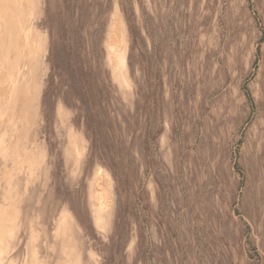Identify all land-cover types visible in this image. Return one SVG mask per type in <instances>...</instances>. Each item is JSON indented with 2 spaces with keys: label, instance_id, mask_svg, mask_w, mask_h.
Returning a JSON list of instances; mask_svg holds the SVG:
<instances>
[{
  "label": "rangeland",
  "instance_id": "rangeland-1",
  "mask_svg": "<svg viewBox=\"0 0 264 264\" xmlns=\"http://www.w3.org/2000/svg\"><path fill=\"white\" fill-rule=\"evenodd\" d=\"M0 264H264V0H0Z\"/></svg>",
  "mask_w": 264,
  "mask_h": 264
},
{
  "label": "bare ground",
  "instance_id": "bare-ground-1",
  "mask_svg": "<svg viewBox=\"0 0 264 264\" xmlns=\"http://www.w3.org/2000/svg\"><path fill=\"white\" fill-rule=\"evenodd\" d=\"M2 92H3V91H2ZM101 191H102V190H101ZM98 194H99V193H97V195H98ZM99 195H100V194H99ZM99 195H98V196H99ZM97 198H98V197H97ZM99 198H100V196H99ZM99 198H98V199H99ZM100 203H101V208H104L105 205H103V201L100 202ZM100 203H98V204H100ZM107 207H108V206H107ZM105 208H106V207H105ZM105 208H104V209H105ZM106 209H107V208H106ZM101 216H102V215H101ZM104 216H105V215H104Z\"/></svg>",
  "mask_w": 264,
  "mask_h": 264
}]
</instances>
